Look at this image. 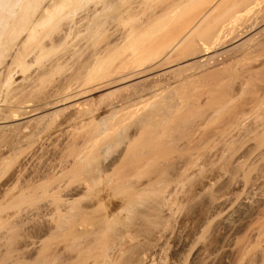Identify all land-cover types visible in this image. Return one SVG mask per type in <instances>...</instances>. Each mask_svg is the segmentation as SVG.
Returning <instances> with one entry per match:
<instances>
[{
	"label": "rangeland",
	"instance_id": "rangeland-1",
	"mask_svg": "<svg viewBox=\"0 0 264 264\" xmlns=\"http://www.w3.org/2000/svg\"><path fill=\"white\" fill-rule=\"evenodd\" d=\"M171 1L146 0L135 14ZM235 4L171 55L158 95H147L149 80L115 81L140 39L120 36L132 12L84 36L49 74L96 88L80 106L4 123L0 264H264V0ZM42 202L50 208L36 221L14 217Z\"/></svg>",
	"mask_w": 264,
	"mask_h": 264
},
{
	"label": "bare ground",
	"instance_id": "bare-ground-1",
	"mask_svg": "<svg viewBox=\"0 0 264 264\" xmlns=\"http://www.w3.org/2000/svg\"><path fill=\"white\" fill-rule=\"evenodd\" d=\"M145 1L146 0H0V128H10V126L4 123H8L15 117L20 120L29 118L22 122L23 127L32 120L35 124L36 122L41 123L40 120L52 117L60 111L61 109H56L60 105L65 104V107H62V109H64L78 107L82 104V101H79L78 97L85 93L88 94L96 88H83V84H77L72 80L67 84L59 80L56 81L55 79L50 81L49 78L53 75L49 76V74H53L52 72H54L53 69L55 67L63 62L67 63L71 58L76 56L78 51L83 47V41L86 40L85 37L88 35L89 38V36L99 34L100 32L98 31L104 28L102 26L108 19L121 17V15L134 12L132 13V15L134 14V16H132V24L134 25L128 24L129 27H125L121 30L120 33L122 35L120 36L124 37L126 41L129 40V42L134 37L136 39L140 37L137 47H134L132 52L127 55L129 57V65H127L128 63L126 62L127 66L124 68V71H126V68L129 71H127V73L125 72V74L122 73L123 76L121 75L122 77L115 81H119L120 83V81H129L135 78L141 79L139 80L140 82L149 80L151 84L149 83L150 86L147 85V88H149L145 89L147 95L150 93L152 96H156L158 95L157 91L159 92L160 90L159 83L162 82L158 81V77H161L163 80L162 77L165 79L173 70L169 68L171 64H168L171 55L177 50L179 52V49L184 46V43L186 44L190 39H193L190 37L193 35L195 37V33L199 31L202 26L205 25L209 27L212 23L219 21L221 18L233 15L229 14L232 10L231 8H233L232 11H234V8H236L235 5L237 4H235V2H239V0H187L190 1V7L184 9L182 3L186 2V0H173L168 4L160 5L158 9L153 8L154 10L152 9L151 16H146L144 14L146 18L148 17L146 19L142 18V14H140L142 16L139 15L141 18L135 14L139 12H136V10H138ZM232 1L235 5L232 4ZM88 4H91V6L86 8ZM113 7L114 9L112 11L115 13L111 11ZM85 9H87V11H84ZM143 10L145 11V8ZM136 20L138 22L134 23L133 21ZM104 25H106V22ZM249 28L252 29L253 27ZM151 31L153 35L148 38L149 36L147 37L146 35L151 34ZM247 32L245 31L244 33L243 30L242 33L246 34ZM242 33L239 38L241 35L245 36ZM235 37L233 39L237 41L238 37ZM58 47L61 48V53L54 54V51ZM205 53L206 52H204V54ZM98 61H100V59ZM94 62L97 63V61ZM91 66H94V64ZM101 81L103 82V80ZM108 84L111 85V83ZM43 86L44 90L39 92ZM35 91L39 94L41 93V97L37 100L33 97L37 94H34ZM142 92L143 90L140 93L143 94L144 92ZM31 96L35 99H30ZM135 108L139 110L136 106L132 109L134 110ZM157 109L161 108H156V110ZM40 112H46L41 115V117L39 116L40 120H38V117L30 119L33 115ZM46 126L47 125H45V127ZM40 128L41 127H38L37 130L41 131ZM107 130H103V133L105 132L107 134ZM38 131L36 133H38ZM92 133L94 135V132ZM97 137L98 136H96V138ZM95 139H93V143ZM87 142L88 140L84 142V144ZM93 145L87 144L86 147ZM78 154L80 155L81 153ZM82 156L83 154L78 157L79 160L77 159L79 163L84 161V159L81 161L83 158ZM59 186L61 185L59 184ZM81 188L82 190L85 188V185L82 183L70 189L69 194L73 195L81 190ZM249 197L250 195H245L244 199L246 200ZM49 208L50 205L47 202H42V204L38 206H25L18 210L14 217H16L19 222L21 220V222L32 223L36 221L37 218H40L43 214V209L47 210ZM46 210H44V212ZM230 215L231 213L229 216ZM7 232L5 228L0 229V249L4 245ZM32 244L33 243L30 242V245Z\"/></svg>",
	"mask_w": 264,
	"mask_h": 264
}]
</instances>
